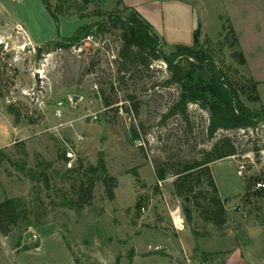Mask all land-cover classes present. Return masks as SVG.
<instances>
[{
    "label": "rangeland",
    "instance_id": "rangeland-1",
    "mask_svg": "<svg viewBox=\"0 0 264 264\" xmlns=\"http://www.w3.org/2000/svg\"><path fill=\"white\" fill-rule=\"evenodd\" d=\"M49 1L58 24L41 0H0V37L12 48L0 51V111L24 130L19 137L23 141L0 150V202L20 199L30 212L28 224L13 229L9 249L1 245L0 264H14L15 256L31 263L35 258L40 264H116L117 258L120 264H226L235 250H243L244 258L236 256L230 264H264V190H256V184L264 182V162L261 153L254 154L264 146V126L255 132L220 131L210 139L209 113L198 105L189 106L188 121L169 116L180 90L167 83L171 76L166 64L155 61L147 68L118 72L121 31L108 19L117 10L125 12L119 0ZM124 2L164 37L168 55L178 40L191 43L200 22L207 35L202 42L211 41L204 49L244 92L245 105L253 110L264 107V0ZM103 21L107 30L93 34L92 41L70 49L46 47L73 36L85 24ZM224 24L233 26L238 43L230 35L224 41ZM28 39L37 46L26 45ZM237 51L244 54L246 66L232 56ZM254 83L257 103L250 100ZM58 102L64 103L61 119L55 117ZM9 109L19 115L17 121ZM80 136L85 141L79 143ZM223 138L232 139L239 158L210 167L228 217L227 225L218 228L204 220L201 208L177 197L175 177L158 181L155 173L168 163L200 160ZM24 141L31 145L26 147ZM69 147L78 158L72 173L64 166ZM100 159L105 175L117 181L115 199L107 197L98 181L91 205L84 211L71 210L67 204L73 198L72 187L86 181L87 170ZM240 162L248 168L243 178L237 175ZM135 168L140 181L131 174ZM92 220L97 222L94 229ZM76 226L87 228V234L77 232ZM182 246L193 253L190 262ZM197 246L219 253L204 257ZM136 251L144 254L133 260Z\"/></svg>",
    "mask_w": 264,
    "mask_h": 264
},
{
    "label": "trees",
    "instance_id": "trees-1",
    "mask_svg": "<svg viewBox=\"0 0 264 264\" xmlns=\"http://www.w3.org/2000/svg\"><path fill=\"white\" fill-rule=\"evenodd\" d=\"M41 1L58 24L59 18L50 1ZM86 1L89 3V0ZM121 4L122 0H119L118 5ZM124 9V13L117 10L109 14L108 19L112 27L121 31V44L117 52L120 62L118 72H125L128 67L132 66L147 68L155 61L166 64L171 76L167 83L177 85L180 90L178 101L171 108L169 116L180 115L188 121L189 106L198 105L209 113L208 137L210 139H214L220 131L255 132L259 127L264 126V107L253 110L245 105L241 98L244 92L229 79L228 73L216 64L208 50L204 49V43H211V41L206 38L202 42L200 26L194 31L193 46L177 45L174 47V52L168 55L164 52V42L153 32L150 23L136 10L128 7ZM226 23L229 24L230 21L227 20ZM106 25V21L85 24L73 36L59 38L46 47L49 50H59L81 46L82 41L87 37L93 34H104L107 30ZM226 31L228 34L223 36ZM228 35L238 43L233 26L224 24L221 33L224 41L228 40ZM232 56L241 66L247 65L242 52L237 51ZM252 93L254 96L250 100L255 103L260 102L256 83L253 84ZM136 111H138L137 107ZM9 113L15 117L16 121L18 120L19 115L12 109H9ZM262 151H264V146L255 148L254 154L259 156ZM238 154L232 139L223 138L216 142L210 150L204 151L200 160L181 163L178 166L168 163L165 164L166 167L157 168L156 178L158 181H165L168 175L175 177L173 186L177 197L189 205L201 208L207 223L224 228L228 223L225 202L219 196L210 167L214 163L236 157ZM105 174H107L106 167L103 159H100L97 166L87 170L86 181L72 187L73 198L67 204L68 207L80 212L90 206L94 200V190L98 181L104 184L107 197L114 200L117 181ZM131 174L137 181H140L137 168L131 170ZM250 187L248 185L246 190ZM200 200L206 204H202ZM187 206L184 210L190 216L191 211ZM29 216L30 212L20 199H4L0 202V233L4 237L10 236L14 228L23 223L28 224ZM203 256L206 257L207 254ZM116 264H120L119 258L116 259Z\"/></svg>",
    "mask_w": 264,
    "mask_h": 264
},
{
    "label": "crops",
    "instance_id": "crops-1",
    "mask_svg": "<svg viewBox=\"0 0 264 264\" xmlns=\"http://www.w3.org/2000/svg\"><path fill=\"white\" fill-rule=\"evenodd\" d=\"M174 1H178V0H174ZM122 4L125 7L134 9L132 6H130L127 3H125L124 0H122ZM138 13L142 17H144V18L146 17L143 14H141L140 12H138ZM191 15L194 17V20L196 21V18H195V15H194V12L193 11L191 12ZM146 20L149 22L148 19H146ZM200 24L201 23L198 22V27L199 26L201 27L202 37H206L207 35L204 33V31H202V26ZM150 25L152 26L153 32L155 33L154 26L151 23H150ZM156 35L163 41L164 37H162V35H160V34L159 35L156 34ZM25 42H26V45H28V46H37V44H34L29 39H28V41H25ZM178 42H180V43H176L175 46H177V45H183V44H185V45L189 44V45H187L189 47L193 46V44H194V33H193V36H192L191 43H188L189 41H186L185 43H181L183 41H179V40H178ZM11 119H12L11 116H9L7 113H6V116H3L2 117V113L0 111V150L2 149V147H6L7 146V147L10 148L12 146H16L19 142H21V141L24 140V138H21V139L19 138L21 136V134L24 133V130L22 129L23 127L21 128L19 126L13 125ZM3 120H5L4 123H3ZM24 145L26 147H29V145H31V144L28 143L27 141H24ZM26 149L29 152L28 148H26ZM228 160H232V159L230 158ZM222 199L225 200L224 198H222ZM84 210H82V211H84ZM96 225H97V222L92 220V224H91L92 227L91 228L94 229L96 227ZM76 231L79 232V233H81V234H87L88 229L85 228V227L82 228V226H76ZM9 239H10V236L4 237L0 233V250H2L1 245H5L6 246V250L9 249V246H7L8 245L7 240H9ZM214 239H215V241H217L218 238H214ZM199 240L205 241L204 239H199ZM180 243L182 245V242H180ZM182 248H183V251H184V253L182 255H183L185 261L187 260V262H190V258L193 257V253H190L189 251H187L183 246H182ZM197 248L200 249V253H204V254L214 255L216 253H219L218 250H216L214 248H211L209 246H206V247L197 246ZM17 250L18 249H16V251ZM135 254L136 255L134 256V259L133 260H135L136 256H143L144 253L141 254V253H139V252L136 251ZM243 255H245L243 250L242 251L241 250H235V251H233L232 254L230 255L229 259L227 260V263L226 264H230L231 263V260H233L236 256H239V258L243 259L244 258ZM69 256H70L71 262H72L73 258L70 255V253H69ZM33 257H35V256H33ZM25 260H27V261L25 262ZM11 261L15 262L14 264H40V261L41 260L39 261L38 259L33 258V260H32L33 262L31 263V262H29V259L28 258H24V259L19 258L18 259L15 256V257H12V260ZM7 262H8V260H7ZM115 263H116V260H115Z\"/></svg>",
    "mask_w": 264,
    "mask_h": 264
},
{
    "label": "built area",
    "instance_id": "built-area-1",
    "mask_svg": "<svg viewBox=\"0 0 264 264\" xmlns=\"http://www.w3.org/2000/svg\"><path fill=\"white\" fill-rule=\"evenodd\" d=\"M17 31L19 32V34L21 32L23 33V31L20 27L17 28ZM92 39H93V37L89 36L85 39V41L89 42V41H92ZM79 49H81V47H79ZM10 50H12V48H11V44H10L9 40L5 37H0V51L8 53V51H10ZM63 107H64L63 102H58L56 104V110H55V117L56 118L61 119L63 117ZM90 117L94 121L97 120L96 115H91ZM82 141H85V138L80 136L78 138V142L81 143ZM261 157H262L261 161L264 162V151L261 152ZM236 158H239V157H233V159H236ZM77 162H78V158H77L76 152L73 149H71L70 147L67 148L65 151V161H64V166H65L66 170L68 172H71V173L76 171V169L78 168ZM247 169L248 168H247L246 162H240L239 165L237 166V175L239 177L243 178L246 175ZM158 183L161 185V182H158ZM256 190H258V191L264 190V182H258L256 184ZM33 238L37 239L38 237L34 234ZM196 264H207V263L197 262Z\"/></svg>",
    "mask_w": 264,
    "mask_h": 264
},
{
    "label": "water",
    "instance_id": "water-1",
    "mask_svg": "<svg viewBox=\"0 0 264 264\" xmlns=\"http://www.w3.org/2000/svg\"><path fill=\"white\" fill-rule=\"evenodd\" d=\"M42 51V48H39V52H41Z\"/></svg>",
    "mask_w": 264,
    "mask_h": 264
}]
</instances>
